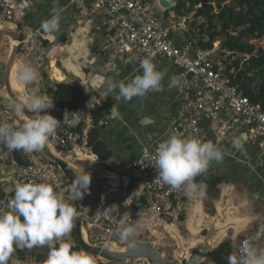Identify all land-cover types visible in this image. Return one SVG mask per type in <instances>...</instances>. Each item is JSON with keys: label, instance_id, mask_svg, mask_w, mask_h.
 <instances>
[{"label": "crops", "instance_id": "crops-1", "mask_svg": "<svg viewBox=\"0 0 264 264\" xmlns=\"http://www.w3.org/2000/svg\"><path fill=\"white\" fill-rule=\"evenodd\" d=\"M76 1L0 0V18L15 21L21 31H40L45 44L68 45L67 53L58 63H47L43 66L35 65L19 53L21 62L34 67L38 72L37 79L28 84L29 93L46 96L52 109L56 102L50 91L56 90L58 85L49 74L52 71L55 77L60 78L64 73L69 79L67 85L83 92L85 103L98 100L96 109L85 117L81 125L82 136L90 125L88 142L91 149L100 158L109 160L110 169L120 168L124 173L131 172L132 163L141 158L145 149L152 150L157 142L169 137L172 125L179 117L184 106L183 93L180 91L182 70L170 59H166L155 65L156 70L162 74V91L149 92L131 101L118 99V88L109 91V85L120 81L127 83L133 77L142 75L143 70L138 63H124L121 60L117 68L107 66L106 58L101 53L104 17L100 14L86 15ZM54 7L60 11L58 30L54 33L45 32L41 25L51 18ZM164 19L165 15L163 22L166 25ZM167 27L171 31L172 41L178 47L183 48L190 44L193 49H197L195 46L198 37L194 36L197 34L195 31H189L182 25ZM5 44L6 41L0 38V45ZM220 49V43L219 46L215 45L211 58L223 75L227 64H231L232 60H226L230 58V53L223 58H217ZM4 73L5 66L0 62V86L4 83ZM173 76L178 77L180 83L170 87ZM114 104L117 105L119 118L111 115L110 109ZM211 111V105L208 104L200 124L201 134L198 139L214 143L226 154L222 162H212L206 173L196 177L197 180L206 181L205 204L207 200L210 203L207 211H213L211 201L220 197L221 191L217 187L221 185L225 191L247 194L255 207L264 212V148L259 142L250 140L249 128L232 125V114L229 111H224L217 118L212 116ZM11 112L14 114L12 110ZM52 115L61 117L57 105ZM15 118L17 119L16 116ZM237 138L241 139L243 150L232 146V140ZM4 150L5 146L0 144V155ZM209 177H216L221 181L215 189L210 188L208 191ZM16 183L18 181L13 168L8 167L0 171V212L8 210L7 201L13 197ZM186 198L189 204L190 199L187 196ZM186 220L185 213L182 221L175 224L184 229ZM163 222L158 221L157 225L161 226ZM73 230L69 237L70 243L75 246ZM58 241H55L57 245ZM258 246H264V239ZM48 251L47 246L15 248L7 264H45Z\"/></svg>", "mask_w": 264, "mask_h": 264}, {"label": "built area", "instance_id": "built-area-1", "mask_svg": "<svg viewBox=\"0 0 264 264\" xmlns=\"http://www.w3.org/2000/svg\"><path fill=\"white\" fill-rule=\"evenodd\" d=\"M76 3L86 15L100 14L104 17L101 53L105 56L108 67L117 68L120 60L140 65L144 58H150L154 66L170 59L182 70L180 91L183 93L184 106L173 123L169 136L176 134L199 138L200 124L206 106L210 104L214 118L229 111L232 114V125L249 128L250 140L259 142L264 148V112L261 106L252 103L216 69L211 58L213 50L193 49L190 44L180 48L172 41L171 31L163 22L165 12L160 9L158 0H77ZM19 46L20 55L29 58L37 66L58 63L68 51L67 44H45L40 31L29 29L21 31ZM190 73L194 74L192 80L188 79ZM97 104L98 100L94 99L70 112L77 113L76 122L65 123L62 120L61 127L51 139L53 144L62 150L81 151V125L85 117L96 109ZM15 120L14 114L4 106L0 98V123L19 128ZM161 142L163 141L157 142L152 150L145 149L141 158L132 163L133 184L126 198L109 202L93 214L85 215L91 242L114 240L118 229L135 227L141 219L148 217L156 225L158 221L178 224L182 221L188 205L183 188L177 190L155 179L157 170L153 157ZM8 167L15 170L16 179L20 183H49L55 191H62L68 186L62 172L41 152L27 154L5 147L0 155V171ZM65 198L75 207L77 202L74 194L68 193ZM263 239L264 224H260L240 238L234 255L241 248L258 246ZM64 242L65 238L59 240L58 244ZM76 251L84 252L81 249ZM86 254L94 258L95 264H103L98 257Z\"/></svg>", "mask_w": 264, "mask_h": 264}, {"label": "clouds", "instance_id": "clouds-1", "mask_svg": "<svg viewBox=\"0 0 264 264\" xmlns=\"http://www.w3.org/2000/svg\"><path fill=\"white\" fill-rule=\"evenodd\" d=\"M59 15L60 11L54 7L51 18L42 23V30L56 32ZM140 68L143 70L142 75L133 77L127 83H112L108 90L118 88L117 98H123L124 101L143 97L149 92L162 91V74L156 70L150 58H144ZM37 76L34 67L24 65L19 69L17 79L20 84L28 85ZM179 83V78L173 76L170 87L178 86ZM51 107L46 98L40 95L14 100L12 110L16 117L24 116L26 110L32 115L19 128L0 123V144L8 150H20L27 154L44 150L56 135L58 126V119L48 112ZM110 112L113 117L119 118L117 105L114 104ZM76 116L77 113L65 112L63 121L75 123ZM231 143L234 148L243 150L240 138ZM225 154L224 150L210 141L173 134L159 143L153 157L157 170L155 179L177 190L183 188L189 199H202L206 195V186L195 182L196 177L206 173L212 162H222ZM91 182V175L84 171L83 174L75 175L70 191L81 200ZM7 209L0 212V264H7L15 248L31 249L34 246H47L49 249L45 264H95L92 256L74 251L70 242L55 243L70 236L80 212L51 184L34 181L16 183L14 195L7 201ZM117 232L119 238L126 241L135 235L136 229L128 226ZM227 260L228 264H264V250L258 252L252 246L241 248L238 254H230Z\"/></svg>", "mask_w": 264, "mask_h": 264}, {"label": "water", "instance_id": "water-1", "mask_svg": "<svg viewBox=\"0 0 264 264\" xmlns=\"http://www.w3.org/2000/svg\"><path fill=\"white\" fill-rule=\"evenodd\" d=\"M178 2L179 0H158V5L162 11L166 12L174 8ZM0 38L6 41L4 46L0 45V62L5 66L4 83L0 86V98L13 103L17 98L32 96L28 85L20 84L17 79L19 69L24 66L18 58L21 27L13 20L0 18ZM49 75L57 85L69 82L64 73L60 78L55 77L52 71ZM193 78L194 74L190 73L188 79ZM45 98L49 102L46 96ZM53 106L48 110L51 115L56 105ZM31 115L26 110L24 116L17 117L15 120L16 126L20 127ZM54 117L58 119L57 129H59L63 119ZM90 128L89 125L83 132L81 151L62 150L50 141L40 152L47 160L55 164L67 179L68 186L62 191L56 190L64 196L72 193L70 189L75 175L83 174L84 171L91 175L92 182L89 190L83 199L76 198L80 215L73 227L74 240L79 249L98 257L103 264H126L128 261L166 264L164 244L167 239L174 243V247L169 248L170 260L173 263L207 264L210 255L219 250L224 243H231L235 249L242 236L250 233L257 224L264 223V212L255 207L247 194L225 191L221 185H218L217 188L221 194L219 198L211 201L212 212L206 209L205 197L190 199L185 210L187 220L184 232L186 235L175 223L164 221L161 228H158L155 227V221L148 217L141 219L135 228L144 229L151 240L135 233L124 244L116 240L91 242L85 224L86 212L90 209L98 211L109 202L126 198L133 180L131 172L124 173L120 168L110 169L109 160L100 158L91 149L88 142ZM195 182L206 186L205 179L203 181L196 179ZM65 239L66 242H70V237ZM254 248L258 252L264 250V246Z\"/></svg>", "mask_w": 264, "mask_h": 264}, {"label": "trees", "instance_id": "trees-1", "mask_svg": "<svg viewBox=\"0 0 264 264\" xmlns=\"http://www.w3.org/2000/svg\"><path fill=\"white\" fill-rule=\"evenodd\" d=\"M227 2L228 0H179L164 15L165 18L170 17L174 12L182 16L187 8L195 11V21H204L198 26L195 47L211 51L219 42L221 49L217 58L230 53L232 60L231 64H227L223 76L231 85L237 86L252 103L259 104L264 112V47L261 45L264 40V0H236V5ZM216 69L218 70L217 66ZM50 93L62 119L65 112L77 110L86 102L83 92L71 85H58ZM220 181L219 178L209 177L208 191L210 188L215 189ZM75 207L78 208L77 203ZM95 211L90 209L86 215ZM73 250H79L78 246H73ZM230 254L234 255V249L231 243L226 242L210 255V260L214 264H228L227 257Z\"/></svg>", "mask_w": 264, "mask_h": 264}, {"label": "rangeland", "instance_id": "rangeland-1", "mask_svg": "<svg viewBox=\"0 0 264 264\" xmlns=\"http://www.w3.org/2000/svg\"><path fill=\"white\" fill-rule=\"evenodd\" d=\"M233 3L234 5H236V0H228V4L230 3ZM195 11H190L188 8L184 10V14H182V16H178L176 13H171L170 17H166L164 19V21L167 23L166 25L168 26H172V27H176V26H180L182 25L183 27H185L187 30L189 31H192V32H196L198 34L199 32V29H198V26L201 25L202 23H204L203 20L201 19H197L195 21ZM196 34V36H197ZM216 46L218 45L219 46V42L215 44ZM261 45L264 47V40L261 42ZM231 58H226V60H230ZM2 102L4 104V106L10 110H12V103L4 98H2ZM13 111V110H12ZM14 112V111H13ZM206 208L209 209L210 208V203L209 201L207 200L206 201ZM178 224V223H177ZM136 229V228H135ZM136 234L138 236H141V237H145V238H148L151 240V238H149V235H148V232H146L144 229H136ZM116 241H118L120 244H124V243H127L130 239L128 240H121L119 238V236L117 235L116 239H114ZM173 241L167 239L166 240V243L164 244V250H165V259H166V264H176V263H173L171 260H170V256H171V253H170V247L171 245H173ZM142 262H134V261H128L127 264H140ZM209 264H214L212 262H210Z\"/></svg>", "mask_w": 264, "mask_h": 264}, {"label": "flooded vegetation", "instance_id": "flooded-vegetation-1", "mask_svg": "<svg viewBox=\"0 0 264 264\" xmlns=\"http://www.w3.org/2000/svg\"><path fill=\"white\" fill-rule=\"evenodd\" d=\"M155 227H158V228H161V226L160 225H156ZM182 230V232H184V229H181ZM184 235H186V233L184 232L183 233ZM171 247L173 248L174 247V244L173 245H171ZM164 257H165V254H164ZM166 258V257H165ZM210 262H212L211 260H210V258H209V260H208V262H207V264H209ZM213 263V262H212ZM140 264H146V263H144V262H142V263H140Z\"/></svg>", "mask_w": 264, "mask_h": 264}]
</instances>
